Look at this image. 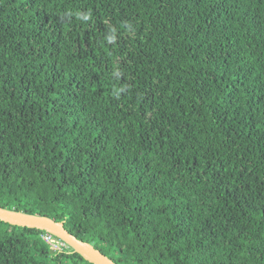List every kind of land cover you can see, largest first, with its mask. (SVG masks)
<instances>
[{
  "label": "trees",
  "instance_id": "16d2710c",
  "mask_svg": "<svg viewBox=\"0 0 264 264\" xmlns=\"http://www.w3.org/2000/svg\"><path fill=\"white\" fill-rule=\"evenodd\" d=\"M0 207L117 264H264V0H0ZM45 233L0 220V264H92Z\"/></svg>",
  "mask_w": 264,
  "mask_h": 264
},
{
  "label": "water",
  "instance_id": "95a60500",
  "mask_svg": "<svg viewBox=\"0 0 264 264\" xmlns=\"http://www.w3.org/2000/svg\"><path fill=\"white\" fill-rule=\"evenodd\" d=\"M0 220L11 225L44 230L65 242L73 251L79 253L85 260L92 264H117L91 243L78 239L70 233L65 228L63 221H56L48 216L30 214L3 207H0Z\"/></svg>",
  "mask_w": 264,
  "mask_h": 264
},
{
  "label": "built area",
  "instance_id": "2783aa9c",
  "mask_svg": "<svg viewBox=\"0 0 264 264\" xmlns=\"http://www.w3.org/2000/svg\"><path fill=\"white\" fill-rule=\"evenodd\" d=\"M42 236L50 244L52 249H61L62 246L66 245L65 242L60 239L54 238V236L50 233H45Z\"/></svg>",
  "mask_w": 264,
  "mask_h": 264
}]
</instances>
